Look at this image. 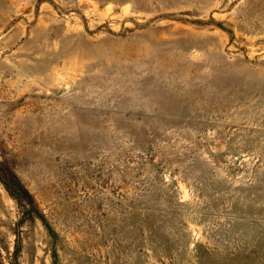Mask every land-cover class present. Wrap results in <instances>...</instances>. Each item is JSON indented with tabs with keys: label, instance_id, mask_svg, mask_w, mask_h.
Segmentation results:
<instances>
[{
	"label": "rangeland",
	"instance_id": "rangeland-1",
	"mask_svg": "<svg viewBox=\"0 0 264 264\" xmlns=\"http://www.w3.org/2000/svg\"><path fill=\"white\" fill-rule=\"evenodd\" d=\"M0 165V264H264V0H0Z\"/></svg>",
	"mask_w": 264,
	"mask_h": 264
},
{
	"label": "trees",
	"instance_id": "trees-1",
	"mask_svg": "<svg viewBox=\"0 0 264 264\" xmlns=\"http://www.w3.org/2000/svg\"><path fill=\"white\" fill-rule=\"evenodd\" d=\"M2 171L3 168H1L0 165V175L3 174ZM4 176H8V175H4ZM1 177L0 180L4 182V179H2ZM5 185H6V190L11 194V196H13V198L19 200L20 202H24L25 205L32 206L33 201L31 199L30 194L15 178L10 177V179L5 183ZM11 264H17L15 257L12 260Z\"/></svg>",
	"mask_w": 264,
	"mask_h": 264
}]
</instances>
